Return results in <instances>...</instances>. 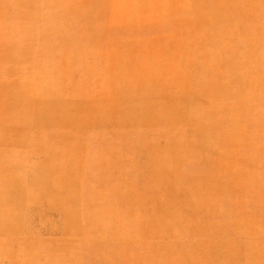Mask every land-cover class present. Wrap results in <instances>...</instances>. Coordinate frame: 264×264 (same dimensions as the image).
I'll use <instances>...</instances> for the list:
<instances>
[{
	"label": "rangeland",
	"instance_id": "1",
	"mask_svg": "<svg viewBox=\"0 0 264 264\" xmlns=\"http://www.w3.org/2000/svg\"><path fill=\"white\" fill-rule=\"evenodd\" d=\"M0 264H264V0H0Z\"/></svg>",
	"mask_w": 264,
	"mask_h": 264
}]
</instances>
